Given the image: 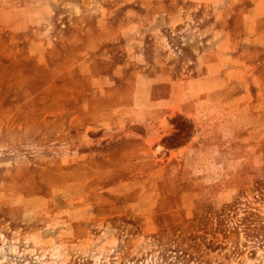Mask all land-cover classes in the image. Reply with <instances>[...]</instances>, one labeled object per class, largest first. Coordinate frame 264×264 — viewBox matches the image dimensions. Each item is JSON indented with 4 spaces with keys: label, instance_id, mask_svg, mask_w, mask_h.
Here are the masks:
<instances>
[{
    "label": "rangeland",
    "instance_id": "374dc122",
    "mask_svg": "<svg viewBox=\"0 0 264 264\" xmlns=\"http://www.w3.org/2000/svg\"><path fill=\"white\" fill-rule=\"evenodd\" d=\"M0 264H264V0H0Z\"/></svg>",
    "mask_w": 264,
    "mask_h": 264
}]
</instances>
